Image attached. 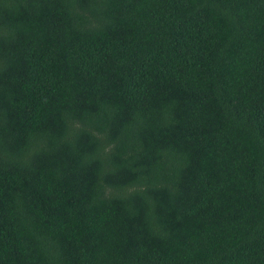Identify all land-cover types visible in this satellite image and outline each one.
Instances as JSON below:
<instances>
[{"label":"trees","instance_id":"obj_1","mask_svg":"<svg viewBox=\"0 0 264 264\" xmlns=\"http://www.w3.org/2000/svg\"><path fill=\"white\" fill-rule=\"evenodd\" d=\"M0 264H264V0H0Z\"/></svg>","mask_w":264,"mask_h":264}]
</instances>
